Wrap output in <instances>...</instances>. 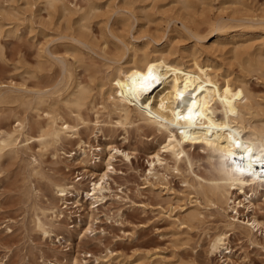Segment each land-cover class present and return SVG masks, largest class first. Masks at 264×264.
I'll return each instance as SVG.
<instances>
[{
	"label": "bare ground",
	"instance_id": "6f19581e",
	"mask_svg": "<svg viewBox=\"0 0 264 264\" xmlns=\"http://www.w3.org/2000/svg\"><path fill=\"white\" fill-rule=\"evenodd\" d=\"M15 1L18 2L0 0V15L5 18L0 21V57L4 55V36L21 38L22 35V20L18 22L17 19H25L22 15L28 11L14 5ZM121 1L125 5L134 2ZM175 1L180 4V9L189 12L199 6L197 1L206 2ZM223 2L225 14L215 19L204 18L206 26L184 23V28L200 41L210 35L218 37L234 32L233 46L223 48L224 53H231L233 61H238L239 73L232 70L233 67L223 70L209 53L204 57L201 47L194 48L189 56L180 57L169 45L159 47L151 38L141 43L136 42L137 39L128 41L114 29L105 32L101 25L99 36L93 25L101 12L100 0H86L85 3L77 0H27L33 5L39 3L40 9L47 11L48 19L38 21L41 23L39 31L47 36L48 28L54 30L58 34L55 39L62 41L54 47L48 43L38 46L37 63L31 62L36 65L23 71L24 80H33L30 85L25 81L0 85V174L8 156L17 158L29 153L36 162L37 154L52 149L53 154L60 157L59 151L64 149L66 153L68 142L77 146L76 151H69L72 160L86 168L90 165L97 169L107 145L85 140L83 129H92L97 140L99 132H104L108 124L109 127H147L160 137L151 165L155 164V159L160 163L165 160L164 151L174 159L175 170L182 172L181 162H184L189 174L196 175L185 179L196 195L194 207L185 213L179 210L177 216L172 214L177 221L187 223L200 218L203 211L199 197L204 198L206 205H216L223 210L225 205L231 209L232 214L227 215L224 225L210 233L208 243L209 253L226 257L224 261L228 264L235 252L230 231L235 226H246L254 232L264 225L255 214L245 224L239 221L240 207L244 206L248 211L255 209V198L264 193V167L253 163L249 168L251 161L247 154L243 161L237 155L233 162V153H238L235 142L251 149L254 159H264V102L247 79L249 74H264V13L243 12L244 0ZM230 7L232 11L227 13ZM35 14L33 12L32 17L27 18L30 31L35 30ZM121 17L119 20L124 23L130 18L128 14ZM256 30L261 32V38L246 39L245 36ZM79 69L86 72L87 77L80 76ZM91 110L96 113L94 119L89 115ZM102 115L108 116L107 121L101 118ZM12 118L9 123H2ZM196 145L206 151L208 166L204 175L198 174L194 168L197 159L189 147ZM94 155L98 160L92 162ZM41 170L33 167L31 173L47 179L59 201L67 204L63 207L59 202L48 201L35 206V225L45 236L60 235L69 200L79 209L90 204L94 210L105 198L107 186L102 181L107 175L105 172L100 173V182L94 180L93 186L87 189L80 181L49 177ZM70 236L63 235L62 238L70 240ZM224 250L228 253L223 255ZM130 262L118 260L111 264ZM172 262L160 257L155 264ZM49 264L65 263L56 258Z\"/></svg>",
	"mask_w": 264,
	"mask_h": 264
},
{
	"label": "rangeland",
	"instance_id": "374dc122",
	"mask_svg": "<svg viewBox=\"0 0 264 264\" xmlns=\"http://www.w3.org/2000/svg\"><path fill=\"white\" fill-rule=\"evenodd\" d=\"M77 1L85 3L86 0ZM100 1L101 12L93 25L99 36L103 26L105 32L110 33V29H114L128 41L137 39L136 42L141 43L151 38L159 47L169 45L172 49L175 48V55L180 57L189 56L194 48L201 47L204 57L209 53L223 70L233 67L231 69L236 73L240 72L238 61H233L231 53H224L223 48L233 46L234 32L218 37L210 35L200 41L184 28V23L202 27L205 25L204 20L225 14L226 9L222 8L224 0H206L202 4L197 1L199 6L196 5L192 13L187 9H184L185 12L180 9V4L175 0H134L131 5H125L121 0ZM244 1L246 6L243 7V12L264 13V0ZM13 3L22 7V11L28 12L22 15L25 19H17L18 22L22 20L21 38L6 35L2 38L4 55L0 57V85L11 82L22 84L24 81L30 85L33 80H24L23 71L28 66L36 65L31 62L37 63L38 46L48 43L50 47H54L62 40L55 39L58 34L49 28L47 36L39 31V19H48L47 11L40 9L39 3L33 5L27 3V0ZM230 8L227 13L232 11ZM33 12L36 13V26L35 30L30 31L27 18H31ZM122 14L130 16L125 23L119 20ZM0 16V21H4L5 18ZM14 20L15 18L12 21ZM261 36V32L256 30L245 37L253 40ZM78 71L81 72L80 76L87 77L82 69ZM43 72L46 73L45 70ZM247 79L259 99L264 102V74H249ZM162 85L161 83V87ZM91 111L89 115L94 119L96 113L91 115ZM101 118L107 121L108 116L102 115ZM11 120L13 118L5 119L2 123H9ZM82 135L85 140L94 144L99 142L102 146L107 145L97 169L90 165L86 168L82 163L72 160L69 151H76L77 148L72 142L66 143V153L64 149L59 151L60 157L55 156L50 149L46 154H37L36 162L29 153L17 158H5L0 174V262L49 264L57 258L65 264H111L118 260L131 261L130 264H155L163 257L173 261L172 264H227L224 261L226 257L209 253L208 243L210 235L224 225L227 215L232 214L231 209L225 205V210L216 205H206L204 198L199 197L203 211L200 218L187 223L176 220L173 215L177 216L179 210L185 213L194 207L192 204H195L196 195L185 179L196 175L189 174L184 162H181L182 172L175 170L174 159L164 151L162 156L165 160L160 163L155 159V164L151 165L152 154L159 147L158 135L151 133L147 127H109V124L104 127V132H99L97 140L92 129H83ZM110 143L112 147H109ZM36 147L38 150V146ZM189 148L197 159L195 171L204 175L208 166L206 151L198 145ZM94 157L92 162L98 156ZM33 167L42 169L49 177L80 181L87 189L93 186L94 180L100 182V173L105 172L107 175L102 180L107 186L105 198L94 210L90 204L79 209L69 200L67 215L62 217L60 235L56 236L54 233L53 238L45 236L35 225V206L44 205L48 201L59 202L63 207L67 204L59 201L47 179L31 173ZM95 171L96 174H93ZM255 202V209L248 211L244 206L240 207L241 223L245 224L254 214L264 222V193H260ZM233 229L230 237L235 252L228 264H264V225L254 232L246 226H235ZM69 234L72 235L70 240L62 238ZM226 253L227 250H224L223 255Z\"/></svg>",
	"mask_w": 264,
	"mask_h": 264
},
{
	"label": "snow or ice",
	"instance_id": "6c2138e0",
	"mask_svg": "<svg viewBox=\"0 0 264 264\" xmlns=\"http://www.w3.org/2000/svg\"><path fill=\"white\" fill-rule=\"evenodd\" d=\"M178 107H179V105H178ZM235 143H236V148L238 150V153H233V157H234V161L233 162H235V158H236L237 155H238L239 159L241 161H243L244 158H245V154H247L249 160L251 161L248 164V167L249 168L252 166L253 163L259 164L261 167H264V159H258V160L257 159H254L252 157V151H251V149H247V148L242 147V145L239 142H235ZM240 170L243 171V168H241Z\"/></svg>",
	"mask_w": 264,
	"mask_h": 264
}]
</instances>
